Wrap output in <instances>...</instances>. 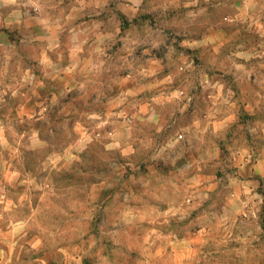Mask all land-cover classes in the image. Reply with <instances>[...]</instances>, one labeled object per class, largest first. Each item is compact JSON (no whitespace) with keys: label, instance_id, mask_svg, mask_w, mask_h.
<instances>
[{"label":"crops","instance_id":"crops-1","mask_svg":"<svg viewBox=\"0 0 264 264\" xmlns=\"http://www.w3.org/2000/svg\"><path fill=\"white\" fill-rule=\"evenodd\" d=\"M43 201L264 264V0H0V237Z\"/></svg>","mask_w":264,"mask_h":264},{"label":"rangeland","instance_id":"rangeland-1","mask_svg":"<svg viewBox=\"0 0 264 264\" xmlns=\"http://www.w3.org/2000/svg\"><path fill=\"white\" fill-rule=\"evenodd\" d=\"M181 13L184 16V12ZM81 177V174L73 176L74 179ZM46 202H41L44 213L35 222L40 230V239L17 231L4 234L0 237V264H181V258L187 255L185 248L169 246L167 237L162 236L172 231H185L196 223L188 217L180 220L174 218L166 223L157 222L154 226L159 232L152 233L149 224L119 227L113 225L115 221L119 223V219L103 217L96 209L86 211L80 204H75L74 215L59 211L56 226H51L49 217L44 216L49 211ZM205 206H208V202ZM12 215V218H5L3 224H9L10 219L23 220L26 217L20 210ZM151 234L155 237L154 250L148 248ZM211 236L207 237L209 243L206 252L199 255L196 264H212L210 251L216 245ZM38 240L41 248H32ZM218 260L222 262L224 259ZM194 262L188 259L186 264Z\"/></svg>","mask_w":264,"mask_h":264}]
</instances>
